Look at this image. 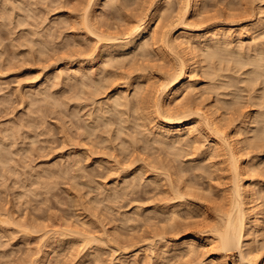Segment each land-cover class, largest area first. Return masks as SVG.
Segmentation results:
<instances>
[{
  "label": "rangeland",
  "instance_id": "374dc122",
  "mask_svg": "<svg viewBox=\"0 0 264 264\" xmlns=\"http://www.w3.org/2000/svg\"><path fill=\"white\" fill-rule=\"evenodd\" d=\"M88 2L0 0V218L11 223L0 221V264H210L208 250L189 256L182 247L174 251L172 244L186 223L210 224L219 207L227 208L232 183L228 162L216 153L211 133L180 144L155 133L161 124L151 117L154 90L140 91L124 109L101 112L109 104L106 93L116 84L133 90V85L159 83L176 63L174 55H162L151 34L144 47L99 59L107 46L83 25ZM152 2L106 0L107 5L96 7V25L120 33L129 20L143 17ZM201 4L203 13L193 19L207 29L211 22L256 18L264 0ZM180 6L178 0L162 5L166 28ZM221 49L213 47L223 54L221 63L213 65L212 58L201 63L205 73L197 75L198 100L218 105L231 125L245 127L250 115L261 118L246 133V150L256 165L252 181L264 200V78L250 85L245 81L249 66L230 69L233 54ZM78 61L94 66L89 79H48L46 71ZM235 91L242 96L238 101ZM185 99L195 103L192 97ZM181 189L183 198L177 197ZM66 223L99 240L86 246L79 234L67 235L70 230L64 229L63 235ZM45 229L50 233L44 238ZM249 239L264 259V217ZM148 249L167 252L148 259ZM226 253L229 264H242L235 249Z\"/></svg>",
  "mask_w": 264,
  "mask_h": 264
},
{
  "label": "bare ground",
  "instance_id": "6f19581e",
  "mask_svg": "<svg viewBox=\"0 0 264 264\" xmlns=\"http://www.w3.org/2000/svg\"><path fill=\"white\" fill-rule=\"evenodd\" d=\"M109 1L107 4H109ZM178 1L181 3L182 11L180 13L182 14L179 13L180 16H176L173 27L166 28V25L162 24V19H164L162 5L164 3L170 5L172 0H153L151 8L145 15L143 14V17L139 16L136 19L129 20L127 26L120 33H113L101 28L100 25H96L99 21H97L96 7L101 4L107 5L106 0H89L83 11L84 14H82L84 15L82 22L89 34L107 46L105 50L98 53L99 59L102 58L103 60L105 56H120L138 47H144V38L151 34L153 36H150L154 38L153 41L160 49L162 55L164 57L171 56V58L174 55L173 59L176 63L174 70L169 71L161 81H158L159 83L155 82L153 85L146 83L142 87L133 85L135 86L134 88L132 86L133 90L123 84L121 86L116 84L106 93V96L109 97L107 108L101 107L100 109L102 110L101 112L104 111L106 113L118 110L119 107L124 109L128 105L131 106V98L138 97L140 91L151 89L157 94L156 99L154 98L155 101L153 100L152 116H150L156 118V120L158 119L161 124L154 132L164 137L165 142L172 141L180 144L187 140H198L200 136L205 137L203 136L204 134L207 137L212 134L211 139L215 144V151L218 155L224 156L223 161L228 162L226 164L228 165L227 169L232 176L230 195L226 196L228 201L227 208L219 207L216 218L210 224L202 225L200 223L199 225L195 221L186 223L182 237L172 244V248L176 251L177 247L179 249L182 247L183 251L185 250L184 253L189 256L201 251L205 253L208 250L210 253L207 259H209L210 264H229L225 258L227 257L226 252L235 249L242 264H264V259L258 254L259 250L250 243L249 239L262 225L264 217L263 191L258 184H254V181H252L256 165L253 163V157L246 150L247 132H250L249 129H254H252L251 125L257 115L247 116L248 119L244 123L245 127L238 124L231 125L223 119V114L218 105L216 106V104L209 102L203 104V106L200 104L201 102L199 103L198 99L202 96V90L199 92L198 81H200L199 78L201 77L199 76V80L197 79V75L205 67L201 63L206 59L212 58L211 63L213 61V65H217V62L221 63L224 60L223 54L220 55L221 51H216V55L213 50L215 46L222 48V51H229V53L233 54L232 59L235 60H233L235 63H232L235 65L232 66V63L229 62L228 66H230V69L231 67L238 69L249 66L245 72V75H247L245 81L250 82V85H253L252 82L254 83L257 79L259 80V77L264 78V50L259 49L257 40L259 36L260 39L264 38V8H262L264 6L261 7L256 18L248 17L246 20L228 21V23L211 22L207 29H203L204 27L201 29V26L198 28V25H200L198 24L199 21L193 19V16H199L203 13L201 0ZM221 20L223 21L224 19ZM221 20L219 19L218 21ZM178 31L180 34L177 33ZM37 41L35 42L34 40L33 42L37 44ZM35 44L34 46L36 47ZM240 56H243L244 59ZM232 59H228V61ZM81 62L78 61L75 65H71L68 62L69 64L55 67L46 71L47 77L49 79L53 75L65 81L77 78L89 79L94 66H89L88 64L86 66ZM55 66L57 65L55 64ZM210 66L212 65L210 64ZM216 71L218 72L219 69L216 68ZM203 73H205L204 70ZM91 79L93 78L91 77ZM248 87L250 86L248 85ZM262 91H264V86ZM41 92L43 93L45 90H38L37 93ZM236 92L233 93V98L235 97L236 99H234L238 101L240 100L239 97L242 96L239 95V92L235 94ZM186 97H192L195 103L189 102V100L185 99ZM122 109H120L121 112H123ZM260 115H263L262 111ZM146 118L148 117L146 116ZM260 119H256V121ZM120 131L118 128V132ZM261 135L264 136V134ZM184 184L183 186L185 187H191L186 185L187 183ZM174 190L173 192L177 193L179 188L177 190L175 187ZM179 193L177 197L183 198L185 196L182 189ZM171 212L174 219L177 212L175 210ZM10 217L15 222L16 216L11 214ZM0 221L8 222L1 218ZM70 223L62 225L63 235H66L64 229L70 230V234L67 235L79 234L80 239L85 242L84 245L86 246L99 240L97 235L84 232L76 228V225L74 227V223L72 226ZM70 227L71 229H67ZM60 230L57 232L61 233L62 230ZM49 233L50 230L45 229L43 237H47ZM58 235H55V237H58ZM164 246L169 248L171 245L167 244L166 246L165 244ZM164 246L162 247L164 248ZM159 248L161 247L159 246ZM39 250L38 254H40ZM166 252L167 250L150 249L149 252L145 253V256L148 259H152L155 256L159 258ZM123 261L125 262L126 259ZM126 263L128 262L123 264ZM200 264H204V262L201 260Z\"/></svg>",
  "mask_w": 264,
  "mask_h": 264
}]
</instances>
